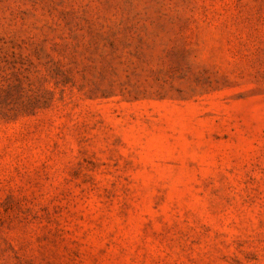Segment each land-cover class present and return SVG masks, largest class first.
Wrapping results in <instances>:
<instances>
[{
	"label": "rangeland",
	"instance_id": "1",
	"mask_svg": "<svg viewBox=\"0 0 264 264\" xmlns=\"http://www.w3.org/2000/svg\"><path fill=\"white\" fill-rule=\"evenodd\" d=\"M0 264H264V0H0Z\"/></svg>",
	"mask_w": 264,
	"mask_h": 264
}]
</instances>
